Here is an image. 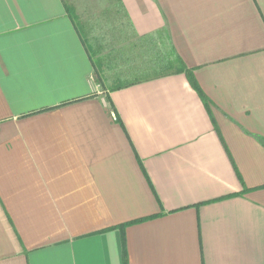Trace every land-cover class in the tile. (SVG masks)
Returning a JSON list of instances; mask_svg holds the SVG:
<instances>
[{"label": "crops", "instance_id": "obj_1", "mask_svg": "<svg viewBox=\"0 0 264 264\" xmlns=\"http://www.w3.org/2000/svg\"><path fill=\"white\" fill-rule=\"evenodd\" d=\"M261 138L264 0H0V264H264Z\"/></svg>", "mask_w": 264, "mask_h": 264}, {"label": "trees", "instance_id": "obj_2", "mask_svg": "<svg viewBox=\"0 0 264 264\" xmlns=\"http://www.w3.org/2000/svg\"><path fill=\"white\" fill-rule=\"evenodd\" d=\"M164 48H165V53H164L163 60H162L163 65L165 67H167L168 70H171V71H173L175 73H184V74H186L187 77L189 78V80L191 81L192 87H194L195 90L200 94V96L204 100L205 104H207V106H209L210 105V100L204 94V92L202 91V89L200 88V86L198 85L196 80L194 79L192 70L190 68H188L185 65V63L182 61V59L176 54V52L174 51V48L169 44V40H168V42H166ZM261 140H262V142L264 144V139L261 138ZM140 221L141 220H137V221H134V222H140Z\"/></svg>", "mask_w": 264, "mask_h": 264}, {"label": "rangeland", "instance_id": "obj_3", "mask_svg": "<svg viewBox=\"0 0 264 264\" xmlns=\"http://www.w3.org/2000/svg\"><path fill=\"white\" fill-rule=\"evenodd\" d=\"M133 67H136V66H133ZM138 67H140V66H138ZM147 67H148V66H147ZM164 69L167 70L165 67H164ZM141 76H142V75H141Z\"/></svg>", "mask_w": 264, "mask_h": 264}]
</instances>
